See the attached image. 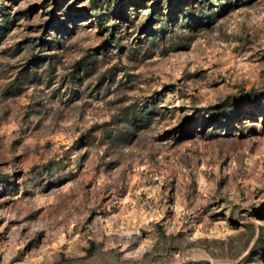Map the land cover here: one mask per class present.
<instances>
[{
    "label": "rangeland",
    "instance_id": "rangeland-1",
    "mask_svg": "<svg viewBox=\"0 0 264 264\" xmlns=\"http://www.w3.org/2000/svg\"><path fill=\"white\" fill-rule=\"evenodd\" d=\"M0 264H264V0H0Z\"/></svg>",
    "mask_w": 264,
    "mask_h": 264
}]
</instances>
